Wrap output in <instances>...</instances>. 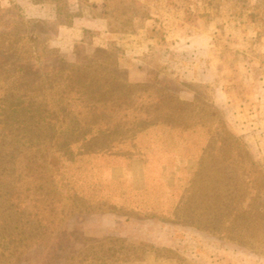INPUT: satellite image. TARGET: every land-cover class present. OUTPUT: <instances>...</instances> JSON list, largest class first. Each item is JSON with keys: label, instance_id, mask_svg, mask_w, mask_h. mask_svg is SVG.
I'll return each mask as SVG.
<instances>
[{"label": "rangeland", "instance_id": "rangeland-1", "mask_svg": "<svg viewBox=\"0 0 264 264\" xmlns=\"http://www.w3.org/2000/svg\"><path fill=\"white\" fill-rule=\"evenodd\" d=\"M104 61L129 82L157 77L199 110L217 108L264 171V0H0V264H264V217H215L239 192L221 168L210 170L213 211L202 220L228 237L141 206L165 203L161 179L173 174L139 151L100 173L128 206H77L66 179L84 175L54 143L76 137L66 128L84 102L73 88L69 105L60 100L70 77L58 71ZM177 190L189 211V188Z\"/></svg>", "mask_w": 264, "mask_h": 264}, {"label": "trees", "instance_id": "trees-1", "mask_svg": "<svg viewBox=\"0 0 264 264\" xmlns=\"http://www.w3.org/2000/svg\"><path fill=\"white\" fill-rule=\"evenodd\" d=\"M64 71L69 73L70 79L58 92L60 100H66L69 105L71 98L66 95L73 88L72 92L83 100L84 105L81 113L69 115L66 131L76 137L59 144L56 140L54 144L66 151L69 149L70 154L75 153L70 157L71 163L78 161V169L84 175L77 186L72 175L66 179L70 181L68 185L77 206L86 210H116L128 206L121 200L115 201L116 195L121 196V193L110 190L107 182L101 180L100 173L105 167L121 163L129 159L132 152L139 151L147 157V163L160 171L168 165L173 174L168 184L165 177L161 179V183L169 186L165 203L141 204L153 214L162 213L150 206L172 210L178 220L183 216L200 227L228 237L226 231H217V223L202 220L213 211V202L204 200L212 191L208 190L212 185L210 170L221 168L223 173L237 174L239 192L230 201L231 205L235 204L233 209L219 208L215 217L220 223L229 226L231 216L247 219L246 216L252 214L260 220L264 217V203L255 205L264 193L261 164L243 147L241 138L227 129L217 108L209 106L199 110L196 100L181 99L175 92L161 88L162 82L157 77L153 84L129 82L115 62L71 65L58 73ZM56 83L64 81L57 79ZM44 120L42 117L37 122ZM23 122L29 125L28 121ZM246 182L258 190L255 197H250L247 191L241 193ZM180 186L189 188L186 199L189 211L181 209L180 205L185 201H179L177 187ZM197 200L204 203L200 211L196 209ZM49 211L50 208L44 212Z\"/></svg>", "mask_w": 264, "mask_h": 264}]
</instances>
